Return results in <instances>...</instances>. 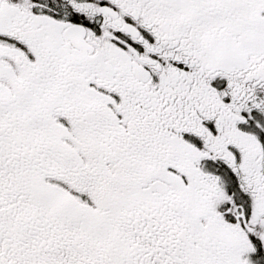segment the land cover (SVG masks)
Here are the masks:
<instances>
[{"label": "snow or ice", "instance_id": "obj_1", "mask_svg": "<svg viewBox=\"0 0 264 264\" xmlns=\"http://www.w3.org/2000/svg\"><path fill=\"white\" fill-rule=\"evenodd\" d=\"M0 264H264V0H0Z\"/></svg>", "mask_w": 264, "mask_h": 264}]
</instances>
